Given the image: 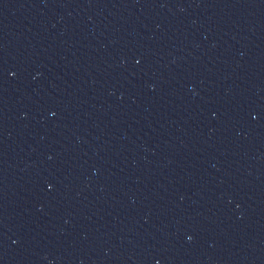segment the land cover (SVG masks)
I'll use <instances>...</instances> for the list:
<instances>
[{
    "label": "water",
    "instance_id": "obj_1",
    "mask_svg": "<svg viewBox=\"0 0 264 264\" xmlns=\"http://www.w3.org/2000/svg\"><path fill=\"white\" fill-rule=\"evenodd\" d=\"M0 264H264V122L146 151L0 165Z\"/></svg>",
    "mask_w": 264,
    "mask_h": 264
}]
</instances>
